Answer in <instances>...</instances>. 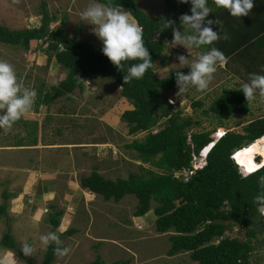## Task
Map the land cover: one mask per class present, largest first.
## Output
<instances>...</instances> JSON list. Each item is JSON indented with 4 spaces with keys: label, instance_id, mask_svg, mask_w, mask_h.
<instances>
[{
    "label": "trees",
    "instance_id": "16d2710c",
    "mask_svg": "<svg viewBox=\"0 0 264 264\" xmlns=\"http://www.w3.org/2000/svg\"><path fill=\"white\" fill-rule=\"evenodd\" d=\"M98 1L130 13L143 29L145 46L148 47L153 64L164 54L167 41L173 39L171 28L161 31L165 20L175 21V27L179 29V17L191 14V4H182L179 0H164L163 10L155 17L144 12L137 0ZM208 6H215L213 0H208ZM215 9L212 11V18L219 23H213L211 27L214 31H219L221 37L227 33L229 38H221L212 45L201 48L207 52L215 47L224 54L226 62L239 61L249 71L248 78L245 77L248 80L252 73L264 74L261 71L264 69V59L261 60L256 53L258 51L260 55L261 49H264V30L261 32L260 26L256 28L243 25L228 18L221 23L217 17L219 8ZM41 13L39 27L11 29L0 25V43L29 49L32 41L42 39V44L46 46L48 63L53 56L66 72L65 78L59 84L44 93L38 89L35 104H49L56 98L66 97L76 89L82 92L86 86V78L92 80L94 77H101L119 87L122 97L133 107L124 110L120 117L127 124L128 132H147L144 138H134L125 144L140 162L139 172L130 171L127 177L118 176L113 179L99 173L98 167L94 166L90 175L80 177V186L101 195L104 201L119 202L125 196L133 195L137 199L134 211L137 217L145 215L154 203L156 230L161 233L173 232L169 236V256L188 252L195 264H252L251 256L256 248L252 238L257 235V231L251 223L261 219L259 206L264 203L258 202L256 197L264 191L259 180L264 176V168L242 176L230 156L234 150L264 135V105L257 107L261 114L251 111L252 103L259 98L247 101L240 90L241 86L224 88L203 111L204 114L212 115L219 125H224L225 120L235 115L248 114L254 117L243 127L242 133L227 131L219 138L207 155V164L188 180L176 177V172L191 166L193 152L199 154L205 145L217 139L216 130L212 134L209 131H195L193 126L199 122L192 117H183L180 107L170 104L165 96L168 90L177 88L175 73H185L184 70L174 69L165 77H158L152 64L143 79L125 83L123 76L127 75L128 68L139 61L124 62L125 67L121 71L103 55L100 48L65 32L64 18L61 19L60 26L51 28L56 16L47 10L45 1L41 2ZM260 66L259 72H256L254 67ZM194 105L202 107L203 103L198 100ZM157 115L164 118V123L154 132L153 127L158 122ZM238 156L244 161L249 160L243 152L238 153ZM144 164L149 166L145 167ZM12 194L7 189L2 191L0 218L7 215L8 200ZM61 214L62 211H56L55 216L50 219L54 228L60 225ZM235 225H249L244 239L226 234ZM0 247L17 253L24 258L26 264H34L20 251L21 247L17 245L10 229L0 239ZM55 247L54 243L47 247L42 264H52L57 256ZM88 264L107 263L97 255ZM108 264H123V261L116 260Z\"/></svg>",
    "mask_w": 264,
    "mask_h": 264
},
{
    "label": "rangeland",
    "instance_id": "374dc122",
    "mask_svg": "<svg viewBox=\"0 0 264 264\" xmlns=\"http://www.w3.org/2000/svg\"><path fill=\"white\" fill-rule=\"evenodd\" d=\"M13 1L0 0V5H6L1 8L0 22H6L11 29L26 28L28 25H32V21L40 23L42 18L41 2L45 1L47 10L56 16V20L51 23V28L55 29L60 26L61 19L64 18L66 23L63 29L71 37L76 36L80 40L102 49V42L92 31L93 26L82 22L80 17L81 12L94 3V0H30V2L17 0L15 3ZM138 2L140 7L151 17L159 15L164 6V0H138ZM13 5L27 7L25 16H22L18 25L9 21L14 18V13L20 14L18 8L10 12ZM3 11L7 12L2 13ZM130 20L132 19L130 18ZM179 30L183 31L182 26ZM185 31L188 30L185 29ZM171 42L172 40L167 41L164 54L153 64L152 69L158 77H165L174 69H182L184 74H187L190 71L189 66L198 59L200 54L205 53L203 48L187 50L179 45L171 47ZM32 45L33 48L31 49L35 51L30 53L29 49H24L21 46L0 44V60L13 65L18 81L22 85L35 89L36 92L40 89L44 93L52 86L59 84L65 78L66 72L62 66L54 65L51 67V64L47 66L46 46L41 45L39 41H34ZM180 55L188 58L186 64L179 63L178 57ZM258 68L261 67H254V70L259 72ZM246 72H244L245 75ZM90 81H92L91 84L86 85L84 91L81 92L76 89L66 95L67 100L58 98L55 100L51 111L57 115L49 119L50 131L45 132L42 137L43 143L83 141L87 146L68 148L51 145L45 148L38 145L40 148H35L27 152L28 154L0 153V166H11L12 168L21 156V162L26 165L28 164L26 162H29V165L34 166L36 170L60 172L58 180L55 182L58 189L63 185V182H60L62 174H66V171L72 166L78 168V177L89 173L94 166H97L98 171L105 177L113 179L118 176L127 177L130 171L139 172L140 162L136 159L134 152L125 147V144L134 138H144L147 132L135 134L128 132L127 124L120 117L123 111L132 105L122 97L119 87L101 77H94ZM247 81L248 79H240L239 75L232 76L231 71L228 72L218 66L214 78L205 92L190 88L185 94L178 96L177 87L168 90L165 96L174 100L176 105L180 107L183 117H192L199 122L198 125L193 126L195 131H209L212 134L218 128L224 127L242 133L243 127L254 115H235L225 120L224 125H219L212 115H206L203 111L210 106L212 100L224 88L241 86ZM198 100L202 101V107L194 105ZM263 105L262 101L258 99L252 103L251 111L261 114L260 111H257V107ZM68 110L76 112L78 116L63 115V111ZM42 113L44 114V111ZM156 117L158 122L153 127L154 132L161 128L164 123V118L158 115ZM23 119L26 120V114ZM29 128L23 126V123L18 120L11 129H0V144L8 141L13 142L19 137H22L23 140L32 139L34 136L30 137L27 133ZM57 129L61 131L59 134ZM35 132L33 127L30 134H35ZM72 151L76 160V163H73V159L71 160L73 165L69 163ZM233 158L241 167L246 166L238 153ZM29 159H31V163ZM252 165L256 166L255 164ZM144 166L148 167L149 165L144 164ZM11 172L6 175L4 172H0V183L5 179H11ZM76 180L80 183V179ZM11 182L0 185V192L2 188H6L15 195L14 198L8 200L7 215L0 218V239L10 229L19 247L25 241L32 243L35 251L32 256L28 257L34 264H42L44 260V253L48 246L42 245L40 237L49 232H57L63 247L72 249L66 256L57 255L52 264H88L96 259L97 255H100L106 263L121 260L123 264H195L190 259L188 252H180L173 256L167 254L170 247L169 236L173 232L161 233L156 230L154 203L145 215L137 217L134 215L137 199L133 195L125 196L119 202L104 201L101 196H93L91 199L94 204L92 203L90 219L83 222V218H78L75 222L63 221L61 223L62 219L59 216L60 225L54 228L48 220V215L49 213H56L57 201H55L56 206L53 209L49 207L48 202L43 203L37 196L38 192L46 186H42V182L24 186L19 178L15 179L14 184ZM59 195L61 196L59 200L64 197L62 192ZM2 202L3 199L0 194V203ZM43 205H47V213H43ZM34 210L35 212H33ZM263 223L260 218L251 223L257 231V235L252 238L256 247L251 256L252 264H264ZM249 228V225H235L226 234L230 237L244 239L245 232ZM70 229L76 230L67 236H63V233ZM110 238L116 242L113 244L111 240L108 241ZM7 250L0 248V264H26L23 257L12 250Z\"/></svg>",
    "mask_w": 264,
    "mask_h": 264
},
{
    "label": "clouds",
    "instance_id": "9594fccd",
    "mask_svg": "<svg viewBox=\"0 0 264 264\" xmlns=\"http://www.w3.org/2000/svg\"><path fill=\"white\" fill-rule=\"evenodd\" d=\"M179 3H190L191 14H183L179 17L183 31L175 27V21L165 20L161 31L172 29L173 39L171 47L179 45L187 50L191 48L199 49L205 45H212L213 42L221 38H229L227 33L221 37L219 31H214L211 27L213 23H219L217 19L215 21L206 20L209 13L212 12L208 6V0H179ZM213 3L217 8L227 10L231 16L241 18L249 15L254 8L255 0H213ZM80 17L82 22L93 26L92 31L102 42L101 51L103 55L119 70L123 71L124 62L139 61V63L132 64L128 68L127 75L123 76L125 83L134 79H143L145 73L152 67L153 61L148 47L145 46L142 27L130 20L127 11L121 10L120 7L94 2L81 12ZM31 24L27 28L39 27L41 22L32 21ZM185 29L188 31L186 32ZM38 41L43 45L42 39ZM225 59L224 54L215 47H211L209 51L200 54L198 59L189 66L190 71L187 74L180 71L175 73L178 87L177 95L182 96L190 88L205 92L213 80L218 66L222 65ZM178 60L180 64H186L188 58L180 55ZM261 71L264 72V69ZM90 80V78H86L84 80L85 84L90 85L92 82ZM240 90L244 93L247 101H255L259 98L260 101L264 102V74H250L249 80L241 85ZM36 97L37 92L35 89L25 87L18 81L13 65L7 61L0 60V129H11L15 122L20 120L32 108ZM217 132L218 129L216 130L217 139L205 145L199 154L193 152L197 156H203L202 153H205V164L197 168L195 172L207 164L208 153L214 147L216 141L226 133L219 135ZM262 138H264V135L255 139L254 142ZM250 147L251 143L243 146V148L234 150L230 156L242 176L255 173L264 168V164L261 166L256 165L255 168L251 166L248 170L249 172H246L233 158L238 152L246 151ZM259 157L261 156L256 155L251 158L253 164L260 161ZM259 180L260 184L264 186V176H261ZM256 200L264 203V191L260 192ZM259 211L264 222V205L259 206ZM40 242L44 246L54 243L56 245L54 252L61 257L68 255L72 251L70 247H61L62 241L57 232L41 235ZM20 251L27 257L32 256L35 248L32 243L25 241L22 243Z\"/></svg>",
    "mask_w": 264,
    "mask_h": 264
},
{
    "label": "crops",
    "instance_id": "0c3cea01",
    "mask_svg": "<svg viewBox=\"0 0 264 264\" xmlns=\"http://www.w3.org/2000/svg\"><path fill=\"white\" fill-rule=\"evenodd\" d=\"M15 1H17V0H14L13 3H15ZM18 1H20V0H18ZM28 1L30 2V0H28ZM94 2L101 3L98 0H94ZM26 4H28V3H26ZM101 4H103V3H101ZM137 4L139 5L138 0H137ZM3 6H6V5H0V12L2 11L1 8ZM15 8L19 9L20 14L14 13L13 14L14 18L12 20H9V21L13 22V23H17V25H18V24H20L19 22H20V19L22 18V16H25V11H26L27 7L23 6V5H18V6L13 5L10 12H12ZM215 8H216V6H214L213 8H210V9H211V11H214V10H216ZM6 12L7 11H3L2 13H6ZM144 12H146V11H144ZM127 13L130 16V13L129 12H127ZM213 15L214 14L212 12H210L208 18L213 20V18H212ZM41 17H42V13H41ZM217 17L219 18L221 23H224L225 19L228 18V19H231V21H233V22L238 21L240 24H243V25L255 26L256 28H257V26H260V31L262 32L264 30V28H262V27H264V0H255L254 8L252 9V11L249 13L248 16L237 18V17L231 16L227 10L219 9L217 12ZM130 18L134 22H136V20L133 17L130 16ZM0 25H4V26L9 27L6 22H2V23L0 22ZM224 25H226V24H224ZM33 42L34 41L31 42L29 50H28L30 53L32 51H35V50L31 49V48H33V45H32ZM0 44H3V43H0ZM5 45H10V44H5ZM260 52H261V54L259 55L258 51H256L257 57H259L262 60V59H264V49H261ZM46 57H47V55H46ZM48 64H51V67L54 65L61 67V65H59L56 62V60L53 56L51 57L50 63H48V61H47V66H48ZM219 67H221L222 69H226L228 72L231 71L232 76H234V75L240 76L241 75L240 79H247L248 78V75L247 74L245 75L244 72L245 71L249 72V71L246 69V67L244 65H242L241 63L238 64L236 61H233V60H231L229 62L225 61ZM242 69H245V70H242ZM246 76H247V78H245ZM56 99L51 101L49 104H43L42 103L40 105H37L34 103L32 108L26 113V120H24L23 117L20 119V121L23 123V126L30 127L29 130L27 131V133H29V136L30 137L34 136V137L32 139H29V140H26V139L23 140L22 137H19L18 139H16L13 142L8 141L6 143L0 144V153H10V154L23 155V154H26L27 152H30L31 150H33L35 148H40V147L47 148V147H50L51 145H59V146L68 147V148H77V147L81 148V147L87 146V144L83 141H81V142H53L52 141L51 143H43L42 137L45 134V132H47L50 129V126H48L49 125L48 124L49 119H51L52 117L57 115L51 111L52 106H53ZM58 99L67 100L68 97H59ZM41 106L45 107V108H39ZM132 108L133 107H129L127 109H132ZM42 111H44V114L42 113ZM63 115L78 116V114L76 112L69 111V110L63 111ZM33 127L35 128L36 132H35V134H30ZM56 131L58 134L61 132L58 129ZM42 143L45 145H43ZM38 145H40V147ZM68 150L70 151V149H68ZM17 156H19V155H17ZM21 159H22V157L20 156V158L18 159L17 162H15L16 164L12 168H11V166H2V165L0 166V172H2V173L4 172L5 175L9 174L12 171L11 172V176H12L11 179L10 180L5 179L2 183H0V185L1 184L2 185L10 184L11 181H12L11 183L14 184V181L16 178H19L24 183V186H28V185L34 184L36 182L37 183L42 182V186H46V187H44V189L42 191L38 192V194H37L38 199H41V201L43 203L48 202V204H50L49 207H51L53 209H55V206H56L55 201H57V203H58L57 207L58 208H56V210L62 211V214L60 215L61 219H62L61 223L63 221H66L67 223H69L70 221L75 222L78 218H83L84 219L83 222H85L86 220L91 218V216H92L91 210L93 208L92 203L94 204L91 197H93V196L96 197V196H101V195L93 193L92 191L88 190L87 188H83L82 186H80L79 181L76 179H80V177L82 175H80V177H78L79 171H78V168H76V166L70 167V169L66 171V174H62V176L60 178V182H63L64 186L62 185L61 188L58 189V185H56L55 182H56V180H58L60 172L58 173L56 171H51V170H44V171L36 170V168L34 166H31V164L29 165V162H26V163H28L27 165L24 164L23 162H21ZM72 159H73V163H76L73 151L71 152V158H70V162H69L71 165H73V163L71 162ZM29 160L31 163V159H29ZM92 171L93 170H91L89 173H87L83 176L90 175ZM98 172L101 173L100 171H98ZM102 175H104V174H102ZM7 180H9V181L5 182ZM25 188H27V187H25ZM5 189L6 188H4V189L2 188V190L0 192L1 197H2V191ZM9 192H11V191H9ZM60 192H62L64 197H62L59 200V197H61L59 195ZM14 197H15V195L13 193L11 198H14ZM11 198H9V200ZM87 198H89V199H87ZM101 198H102V196H101ZM88 200H91V201L88 202ZM42 208L44 210L43 213L48 212L47 205H43ZM35 210L33 212H35ZM53 216H55L53 213H49V215H48L49 222ZM59 221H60V217H59ZM70 230L75 231L76 229H70ZM65 232L63 233L64 234L63 236L68 235ZM110 240L112 241L113 244H114V242H116L115 240H113V238H110L108 241H110ZM62 247H63V245H62ZM0 248H3V247H0ZM6 249H8V248H6ZM12 263H14V261H12Z\"/></svg>",
    "mask_w": 264,
    "mask_h": 264
},
{
    "label": "built area",
    "instance_id": "2783aa9c",
    "mask_svg": "<svg viewBox=\"0 0 264 264\" xmlns=\"http://www.w3.org/2000/svg\"><path fill=\"white\" fill-rule=\"evenodd\" d=\"M60 48L62 49V46L60 45ZM168 101L170 104L176 105L174 100H172L170 97L168 98ZM227 131H231L229 128H218L217 134L221 135ZM188 142H191L190 135H188ZM203 156H197L193 153L192 159H191V166L188 168H185L182 171L176 172V177H182L184 180H188V178L195 172V170L199 167H202L205 164V153H202Z\"/></svg>",
    "mask_w": 264,
    "mask_h": 264
},
{
    "label": "bare ground",
    "instance_id": "6f19581e",
    "mask_svg": "<svg viewBox=\"0 0 264 264\" xmlns=\"http://www.w3.org/2000/svg\"><path fill=\"white\" fill-rule=\"evenodd\" d=\"M241 152L245 153L249 157L248 161H244L241 159L242 162H244L246 165L245 167L244 166L242 167L244 170L248 171L249 168L253 166L252 165L253 161L251 160V158H253L256 155H260L261 157L258 163L255 162L256 163L255 165H258V166L263 165L264 164V138L259 139L254 143H251V147L248 150L241 151ZM241 152H238V153H241Z\"/></svg>",
    "mask_w": 264,
    "mask_h": 264
}]
</instances>
